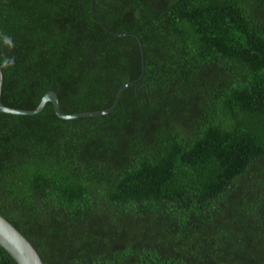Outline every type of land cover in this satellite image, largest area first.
I'll return each mask as SVG.
<instances>
[{
  "label": "trees",
  "instance_id": "trees-1",
  "mask_svg": "<svg viewBox=\"0 0 264 264\" xmlns=\"http://www.w3.org/2000/svg\"><path fill=\"white\" fill-rule=\"evenodd\" d=\"M91 7L0 0L8 108L108 110L145 61L109 114L0 113V215L43 264H264V0Z\"/></svg>",
  "mask_w": 264,
  "mask_h": 264
},
{
  "label": "water",
  "instance_id": "water-1",
  "mask_svg": "<svg viewBox=\"0 0 264 264\" xmlns=\"http://www.w3.org/2000/svg\"><path fill=\"white\" fill-rule=\"evenodd\" d=\"M93 9V0L92 7ZM93 11V10H92ZM93 19L103 26L108 32L110 30L106 26L98 21L93 15ZM139 43L140 57H141V75L140 77L132 82L125 84L115 95L113 105L110 109L99 112H89V113H79V114H63L58 105V100L56 94L52 91H48L40 100L37 107L34 110H18L13 108H8L4 106L0 101V113L11 114V115H23V116H32L38 114L46 103H51L55 115L60 119L70 120L77 118L85 117H98L111 113L116 107L121 92L131 86H136L144 75L145 70V61L143 54V47L140 39L136 37ZM2 72H0V95L2 88ZM0 247L3 248L9 256L15 261L16 264H43L38 253L33 248V246L28 242V240L14 227L12 226L5 218L0 215Z\"/></svg>",
  "mask_w": 264,
  "mask_h": 264
},
{
  "label": "clouds",
  "instance_id": "clouds-1",
  "mask_svg": "<svg viewBox=\"0 0 264 264\" xmlns=\"http://www.w3.org/2000/svg\"><path fill=\"white\" fill-rule=\"evenodd\" d=\"M0 40L3 41V45L8 49H13L15 47V43L13 39L5 33H0ZM15 65V57L14 56H5L2 60H0V72L4 69L12 68Z\"/></svg>",
  "mask_w": 264,
  "mask_h": 264
}]
</instances>
